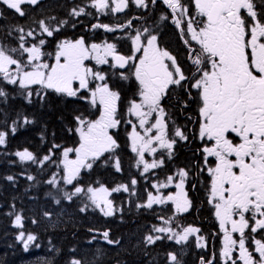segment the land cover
<instances>
[{
  "label": "snow or ice",
  "instance_id": "1",
  "mask_svg": "<svg viewBox=\"0 0 264 264\" xmlns=\"http://www.w3.org/2000/svg\"><path fill=\"white\" fill-rule=\"evenodd\" d=\"M0 21V149L37 172L26 180L48 186L55 206L36 218L11 205L24 252L41 246L26 221L123 223L134 209L152 218L130 244L147 264H185L192 245L198 264H264V0H0ZM99 33L111 35L97 42ZM56 102L63 135L41 118ZM37 127L45 147L9 150L10 138ZM182 149L191 155L178 164ZM125 150L135 175L111 185L95 178L101 169L124 176ZM202 206L216 225L210 234L186 223ZM86 231L88 245L105 247L61 254L49 239V251L63 264H104L110 249L125 248L111 228Z\"/></svg>",
  "mask_w": 264,
  "mask_h": 264
},
{
  "label": "trees",
  "instance_id": "2",
  "mask_svg": "<svg viewBox=\"0 0 264 264\" xmlns=\"http://www.w3.org/2000/svg\"><path fill=\"white\" fill-rule=\"evenodd\" d=\"M47 3L55 5L57 2L64 3V0H46ZM59 13L61 16L64 14V9L57 8L52 14ZM139 14L138 12L134 13ZM104 22L116 23L124 22L122 20H109L108 18H102ZM9 23H15L16 21L11 18L9 14ZM0 23H3L0 21ZM139 26L140 22L134 21ZM83 34V33H81ZM105 35L111 34H97L94 39L97 42L103 39ZM54 111L51 114L45 113L41 116L42 119L47 120L50 130H55L59 133L60 124L55 119L58 112L64 110V106L58 102L53 104ZM39 128L32 129L26 134H18L16 137L10 138L9 150L14 152L16 150H22L24 147H28L30 150H37L45 147L40 145L38 137ZM63 135V133H59ZM61 143H69L70 141L61 140ZM121 142H124V134L121 133ZM13 156H7L3 154V150L0 149V264H45L46 261L54 260L55 264H63L61 255H54V252L49 251L48 240L51 239L52 243L57 249L61 250V254H66L67 249L70 247H77L83 252H88L91 255L97 247H105L102 243L95 245H88L86 243L89 238V234L86 229L89 226H95L98 228L108 227L111 228L114 236L122 237L125 243L124 249H110L107 255L103 258L104 264H147L146 257L138 254L136 251L131 250L130 244L135 242V235L137 231V225H142L149 222L152 218L150 216H141L140 213L134 209L132 212L125 213L124 222L121 223L118 219L105 220L102 217L89 215L87 219L80 218L73 220L71 223L73 226H67L56 221L55 217L53 221L41 220L39 225H32L26 221V229L28 231H35L40 237V248L30 249L28 252H24L21 245L15 240L16 229L11 227V218L6 215L9 211H12V204H15L16 210L23 211L26 217L40 218L42 211L54 208L55 206L49 203L50 198L47 197L48 186L43 184H36L33 186V182L26 180L25 176L28 174L37 175V172L26 166H22L19 163H11L15 160ZM122 161L125 165L126 171L124 176L114 173L111 169H101L96 174L95 178H98L104 182L111 184L127 182L129 176L135 175V170L131 168V161L129 154L125 150L122 155ZM25 175H20L21 173ZM15 175L18 178V182L13 186L3 177L6 175ZM162 178V177H160ZM43 177L38 175V180H42ZM141 181V187L144 186L143 178L138 177ZM126 198V194H119L118 200ZM199 202V201H198ZM70 215L73 210L67 209ZM190 215L186 220H191L194 224L200 223L203 230L210 234L215 230V224L211 218L210 213L207 210V206L200 208L199 214ZM67 219V217H64ZM174 247V246H173ZM131 251V254L129 252ZM160 251H163L162 249ZM156 255V253H153ZM160 259V257H157ZM185 264H198V261L192 257L187 258Z\"/></svg>",
  "mask_w": 264,
  "mask_h": 264
},
{
  "label": "flooded vegetation",
  "instance_id": "3",
  "mask_svg": "<svg viewBox=\"0 0 264 264\" xmlns=\"http://www.w3.org/2000/svg\"><path fill=\"white\" fill-rule=\"evenodd\" d=\"M156 19L158 20V17H156ZM148 22L151 23L152 22V18H149ZM161 36H162V39L165 41L166 44H171V46L173 48H175L177 46L178 40H177L176 35L173 33L171 27L163 28V26H162ZM193 147H195V145H193ZM190 155H191V153H190V151L188 149H182L180 151L179 156H178L177 163L178 164H182V163L186 162V160L190 157ZM193 195L195 196V199L197 201H199V202L203 201L205 199L204 192H203L202 189L199 190L197 193H195ZM207 210L210 213V210L208 208H207ZM190 215L195 216L194 214H189V216ZM187 223H194V222H192L191 220H188ZM198 224L201 227L200 223H198ZM201 228L203 229V227H201ZM215 228H216V225H215ZM206 234H208V233H206ZM217 247H218V245H217ZM200 254H201V252L197 251L195 246L192 245L191 247H187L186 248V252H185V254L183 256V259L186 260L187 258H189V257L191 258L192 257L193 259L198 261V256Z\"/></svg>",
  "mask_w": 264,
  "mask_h": 264
},
{
  "label": "rangeland",
  "instance_id": "4",
  "mask_svg": "<svg viewBox=\"0 0 264 264\" xmlns=\"http://www.w3.org/2000/svg\"><path fill=\"white\" fill-rule=\"evenodd\" d=\"M136 12H138V11H137V10H133V14L136 13ZM109 20H111V19H109ZM121 20H122V19H121ZM113 21H116V20H113ZM117 21H118V20H117ZM119 21H120V20H119ZM195 248H196V247H195ZM196 250H197V251H200V250L197 249V248H196ZM217 250H218V247H217Z\"/></svg>",
  "mask_w": 264,
  "mask_h": 264
}]
</instances>
